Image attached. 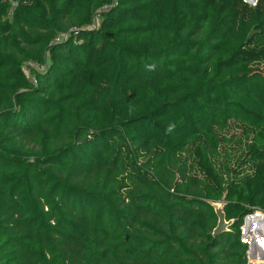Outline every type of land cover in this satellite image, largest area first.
Masks as SVG:
<instances>
[{"label":"trees","instance_id":"1","mask_svg":"<svg viewBox=\"0 0 264 264\" xmlns=\"http://www.w3.org/2000/svg\"><path fill=\"white\" fill-rule=\"evenodd\" d=\"M12 18L0 135L36 154L0 145V264H248L264 0H17ZM152 68L167 74L132 86ZM215 203L232 220L220 236Z\"/></svg>","mask_w":264,"mask_h":264},{"label":"rangeland","instance_id":"2","mask_svg":"<svg viewBox=\"0 0 264 264\" xmlns=\"http://www.w3.org/2000/svg\"><path fill=\"white\" fill-rule=\"evenodd\" d=\"M16 5H17V0H0V32L9 30V28L11 27V24L13 22L12 16H13V12L15 10ZM102 20H103V17L101 16L96 17L95 28L98 29L101 27ZM159 20L161 23L158 22V23H155L154 26H151L152 28L155 29L158 36H160L161 33H167L168 31H170L168 26H166V23L163 22L164 21L163 18H159ZM161 24H162V32L160 30ZM160 37L166 38L164 36H160ZM170 41L171 39H168V42ZM175 48L176 47H173L171 50H175ZM24 69L25 71H29L28 64L24 65ZM159 70H161V68ZM159 70L157 69V72H156L155 68L150 69L149 72L147 73V76L144 78L139 77V79H137V77H133L131 80L132 86L135 88L142 89L144 88L145 85L149 83V81L150 82L154 81L160 78L161 76H163V74L164 75L167 74V72H162V71L160 72ZM7 103H9V100H7ZM2 125L3 124H0V126ZM0 145L15 146L17 149L20 148L19 149V157H20L19 161H26V160L32 161L33 154H36V151H34L33 147H31L30 144L23 142V140H20V138L15 137L13 134H11L10 136H7L6 134L0 135ZM108 169H113V168H111L108 165H102L99 168H95L94 170H91L89 172L87 171V174H89V177L91 179H94L97 173L104 174ZM214 207H215L216 212H221L224 206L222 203H215ZM250 214H253V213H250ZM246 216L244 217V221H245ZM227 222H232V220H229ZM241 237L243 239L242 229H241ZM248 261H251V259L248 258Z\"/></svg>","mask_w":264,"mask_h":264},{"label":"water","instance_id":"3","mask_svg":"<svg viewBox=\"0 0 264 264\" xmlns=\"http://www.w3.org/2000/svg\"><path fill=\"white\" fill-rule=\"evenodd\" d=\"M218 214V224L214 229V236H220L224 234L226 231L229 230V226L232 222H227L225 212L222 209L221 212H217ZM256 220L261 221L264 223V216L260 213H253L246 216L244 224L242 225V234H243V241L248 243V251L246 255L250 258L253 256V247H254V240H251L247 233H251V224L254 223ZM248 264H254L253 262H249Z\"/></svg>","mask_w":264,"mask_h":264},{"label":"crops","instance_id":"4","mask_svg":"<svg viewBox=\"0 0 264 264\" xmlns=\"http://www.w3.org/2000/svg\"><path fill=\"white\" fill-rule=\"evenodd\" d=\"M247 235L251 240H254L255 243L252 249L253 256L252 258H248H250L254 264H264V223L256 220L251 224V233H247Z\"/></svg>","mask_w":264,"mask_h":264},{"label":"built area","instance_id":"5","mask_svg":"<svg viewBox=\"0 0 264 264\" xmlns=\"http://www.w3.org/2000/svg\"><path fill=\"white\" fill-rule=\"evenodd\" d=\"M247 4H249L250 6H256L257 5V3H258V0H244ZM256 213H260V214H262L263 216H264V212H256ZM248 244V243H247ZM248 251V250H247ZM248 257V256H247ZM250 262H252V261H250ZM248 263H249V261H248Z\"/></svg>","mask_w":264,"mask_h":264},{"label":"clouds","instance_id":"6","mask_svg":"<svg viewBox=\"0 0 264 264\" xmlns=\"http://www.w3.org/2000/svg\"><path fill=\"white\" fill-rule=\"evenodd\" d=\"M257 212H260V211H257ZM256 213V212H255Z\"/></svg>","mask_w":264,"mask_h":264}]
</instances>
